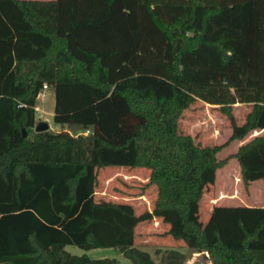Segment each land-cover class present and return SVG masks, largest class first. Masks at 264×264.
<instances>
[{"label": "trees", "instance_id": "1", "mask_svg": "<svg viewBox=\"0 0 264 264\" xmlns=\"http://www.w3.org/2000/svg\"><path fill=\"white\" fill-rule=\"evenodd\" d=\"M45 85L61 129H36ZM198 99L230 118L224 143L181 129ZM237 103L252 105L242 123ZM263 128L264 0H0V264H184L179 248L157 261L137 244L154 217L212 264H264V206L215 204L201 219L229 160L218 152ZM232 156L246 186L264 179V133ZM108 165L150 170L151 210L97 198Z\"/></svg>", "mask_w": 264, "mask_h": 264}, {"label": "rangeland", "instance_id": "2", "mask_svg": "<svg viewBox=\"0 0 264 264\" xmlns=\"http://www.w3.org/2000/svg\"><path fill=\"white\" fill-rule=\"evenodd\" d=\"M46 95L38 99V106L41 109L38 120H46L54 130L61 129L62 124L54 122L55 93L51 88L45 89ZM252 105L248 103H237L233 112L238 122L242 123ZM181 129L191 133L195 139L202 144H220L228 140L232 134L231 120L228 115L215 104H210L198 99L190 108L185 110L181 119ZM64 128H69L65 124ZM75 132V128H70ZM236 140L218 152L219 158L229 157L228 162L217 171L216 182L206 189L201 202V219L206 221L209 217L208 210L212 202L222 204V198L233 204H244L253 200L258 205L264 198V179L260 178L245 185L240 174V162L237 157L232 156L238 150ZM150 170L143 167H122L108 165L101 168L99 184L97 186V198L111 199L117 201H128L135 205L138 213L152 208L157 196V188L149 184ZM252 198V199H251ZM246 205V204H244ZM137 244L150 251L154 258L159 261L160 255L156 250L161 246L164 250L167 247H175L187 253L184 264H204L205 258L202 255L194 256V251L186 245L182 239L173 236L167 239L165 236L166 227L163 222L158 225L153 220H145L139 223ZM67 249L75 254H88L93 258L111 257L122 263H130L131 260L117 247H94L85 249L76 244L67 245Z\"/></svg>", "mask_w": 264, "mask_h": 264}, {"label": "crops", "instance_id": "3", "mask_svg": "<svg viewBox=\"0 0 264 264\" xmlns=\"http://www.w3.org/2000/svg\"><path fill=\"white\" fill-rule=\"evenodd\" d=\"M263 133H264V128H263V129H254V130L250 131L249 134L246 135L243 139H236V141L239 142V143H238V149H239L240 145H242V144H244V143L250 141V140L253 139L255 136L260 135V134H263ZM234 141H235V140H234ZM240 174H241V169H240ZM241 176H242V174H241ZM256 180H257V179H256ZM256 180H254V181H256ZM254 181H252L251 183H253ZM251 199H252V198H251ZM221 200L224 201L222 204H225V205H237V204H233V203H231V202H227V198H222ZM201 202H202V201H201ZM254 203H257V202L253 200L252 202H247V203H244V204H246V205H250V206H255L256 204H254ZM213 205H215L214 202H212V204H211V206H210V209L208 210V214H210V212H211V208L213 207ZM258 205H260V206H264V198L262 199V201H261L260 203H258ZM149 209L151 210L152 208H149ZM152 220H153L154 224H156V225H158L160 222H163V224H164L165 227H166V230H168L169 227H170L169 223L164 222L160 217H154ZM138 227H139V226H138ZM166 230H165V231H166ZM137 233H138V229H137ZM164 237H166L167 239H169V237H171V235H170V234H165ZM159 247H161V246H159ZM66 248H67V247H66ZM194 253H195V255H196V256H194L195 258H196L198 255H202V256L205 258V262H204V264H212V261H211V259H210V257H209V253H208L207 251H203V252H194Z\"/></svg>", "mask_w": 264, "mask_h": 264}, {"label": "water", "instance_id": "4", "mask_svg": "<svg viewBox=\"0 0 264 264\" xmlns=\"http://www.w3.org/2000/svg\"><path fill=\"white\" fill-rule=\"evenodd\" d=\"M50 127V123L46 120H41L37 123L36 125V129L37 130H46ZM24 134L26 135L27 134V130L26 128H24Z\"/></svg>", "mask_w": 264, "mask_h": 264}, {"label": "built area", "instance_id": "5", "mask_svg": "<svg viewBox=\"0 0 264 264\" xmlns=\"http://www.w3.org/2000/svg\"><path fill=\"white\" fill-rule=\"evenodd\" d=\"M46 88H47V85H45L44 90L40 93V97H44L46 95V91H45ZM36 109H37V115H40V113L42 112L40 107L37 106Z\"/></svg>", "mask_w": 264, "mask_h": 264}]
</instances>
